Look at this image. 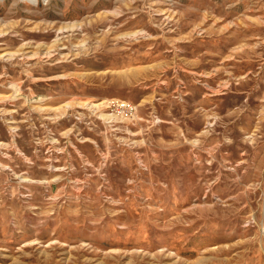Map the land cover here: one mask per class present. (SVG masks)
I'll return each mask as SVG.
<instances>
[{
	"label": "rangeland",
	"instance_id": "rangeland-1",
	"mask_svg": "<svg viewBox=\"0 0 264 264\" xmlns=\"http://www.w3.org/2000/svg\"><path fill=\"white\" fill-rule=\"evenodd\" d=\"M0 264H264V0H0Z\"/></svg>",
	"mask_w": 264,
	"mask_h": 264
},
{
	"label": "bare ground",
	"instance_id": "bare-ground-1",
	"mask_svg": "<svg viewBox=\"0 0 264 264\" xmlns=\"http://www.w3.org/2000/svg\"><path fill=\"white\" fill-rule=\"evenodd\" d=\"M25 2H30V3H33L35 4L37 2V0H24Z\"/></svg>",
	"mask_w": 264,
	"mask_h": 264
}]
</instances>
